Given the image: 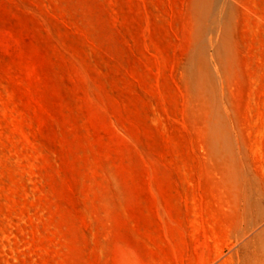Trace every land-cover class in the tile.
Segmentation results:
<instances>
[{"label":"rangeland","instance_id":"374dc122","mask_svg":"<svg viewBox=\"0 0 264 264\" xmlns=\"http://www.w3.org/2000/svg\"><path fill=\"white\" fill-rule=\"evenodd\" d=\"M0 264H264V0H0Z\"/></svg>","mask_w":264,"mask_h":264}]
</instances>
